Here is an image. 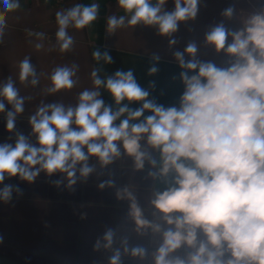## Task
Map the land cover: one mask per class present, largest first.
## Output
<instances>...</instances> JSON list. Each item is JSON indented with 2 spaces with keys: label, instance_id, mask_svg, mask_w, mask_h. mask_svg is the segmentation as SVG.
<instances>
[{
  "label": "clouds",
  "instance_id": "clouds-1",
  "mask_svg": "<svg viewBox=\"0 0 264 264\" xmlns=\"http://www.w3.org/2000/svg\"><path fill=\"white\" fill-rule=\"evenodd\" d=\"M166 2L118 0L123 14L108 16L106 30L114 34L142 24L172 37L180 22L196 18L200 0H174L172 11H166ZM20 7V0H0V37L7 28V14ZM99 11L100 5L93 2L56 12L60 52L73 47L69 28L92 26ZM234 11L228 7L222 15L231 19ZM239 19V30L221 22L205 34L206 45L228 58L227 67L197 59L195 42L173 54L183 69L179 106L165 107L149 99L133 70L102 76V67L93 69L92 87L82 90L74 105L41 103L29 117L31 136L17 131L14 143H0V184L10 177L32 183L41 172L60 173L55 183L66 181L71 189L96 171L90 158L104 168L127 155L135 170L150 164L154 170L148 176L165 186L152 190V219L145 217L132 186L116 191L117 199L129 202L134 231L141 236L150 233L159 241L150 254L144 246L130 247L127 237L114 248L116 233L109 228L94 245L112 251L109 264H121L122 254L141 260L150 255L152 264H264V9ZM35 35L43 39L45 34ZM93 57L98 64L112 63L107 52L96 50ZM77 70L76 64L54 68L47 92L74 88ZM157 70L153 66L149 74ZM18 79L33 86L39 83L30 58L19 62ZM102 89L113 97L115 109L101 98ZM26 99L30 97L20 94L11 76L0 83V113L6 112L9 132L15 130ZM131 102H141V107L133 109ZM6 103L11 110L6 111ZM146 111L151 114L144 116ZM153 151L159 153L158 160ZM114 186L111 179L98 185ZM14 191L21 192L18 186L4 185L0 201H11Z\"/></svg>",
  "mask_w": 264,
  "mask_h": 264
},
{
  "label": "crops",
  "instance_id": "crops-1",
  "mask_svg": "<svg viewBox=\"0 0 264 264\" xmlns=\"http://www.w3.org/2000/svg\"><path fill=\"white\" fill-rule=\"evenodd\" d=\"M98 3L100 11L97 21L84 29L69 28L74 38L71 51L60 52L55 33L58 25L55 14L76 3ZM199 11L194 20L180 22L178 31L172 37L158 34L155 26L137 25L133 28H121L114 34L106 30L107 17L123 14L118 0H29L15 12L7 14V28L0 37V83L8 77L16 82L20 94L26 99L24 112L16 120V128L9 132L6 128V112L0 113V143H14L18 131L31 136L29 117L41 103L60 102L74 105L79 93L92 87L91 72L102 67L101 75H112L117 70H133L139 85L150 93L149 99L156 103L179 106L184 85L180 79V68L174 57L176 51L183 52L190 42L198 47L197 59L211 61L219 67H227V57L217 53L205 43V34L211 27L223 22L230 30H239L240 15H247L264 9V0H200ZM234 8L231 19L222 13ZM166 11L174 10V0H167ZM44 33L40 39L35 34ZM175 39L174 45L169 44ZM43 44L41 49L35 46ZM107 52L112 63L99 64L93 52ZM159 57L155 60L154 57ZM25 57L34 65L39 83H20L18 64ZM186 59H189L186 55ZM78 65L77 84L68 91L49 94L50 75L58 66ZM155 66V74L149 69ZM101 98L106 105L116 107L113 97L101 90ZM133 109L141 107V102H131ZM11 105L6 103V111ZM145 112L144 116L150 115ZM143 118V117H142ZM119 123V121H117ZM33 142L35 140L32 137ZM157 160L159 153L152 152ZM90 163L96 165V171L87 179H80L69 189L66 181L59 186L55 181L61 174L48 176L41 172L37 179L29 183L17 177L6 178V184L18 186L21 192H13L11 201H0V252L23 254L30 261L45 260L56 264H109L111 250L94 248L107 229L115 231L114 248L121 246V239L127 237L129 246H144L149 254L155 250L159 238L150 233L144 236L134 231L135 224L128 217L129 202L119 200L116 191L125 186H132L139 205L146 209L145 217L152 219L149 206L154 187H165L148 176L154 169L146 162L144 169L135 170L133 160L127 155L102 168L95 157ZM113 180L114 187L100 189L98 185L106 180ZM122 251V249H121ZM121 264H152L151 256L145 260L122 254Z\"/></svg>",
  "mask_w": 264,
  "mask_h": 264
},
{
  "label": "trees",
  "instance_id": "trees-1",
  "mask_svg": "<svg viewBox=\"0 0 264 264\" xmlns=\"http://www.w3.org/2000/svg\"><path fill=\"white\" fill-rule=\"evenodd\" d=\"M0 253L7 255V256H10L16 260L22 261V262L27 263V264H56V263H52V262L45 261V260L30 261L23 254H20V253H15V254H6V253H2V252H0Z\"/></svg>",
  "mask_w": 264,
  "mask_h": 264
},
{
  "label": "water",
  "instance_id": "water-1",
  "mask_svg": "<svg viewBox=\"0 0 264 264\" xmlns=\"http://www.w3.org/2000/svg\"><path fill=\"white\" fill-rule=\"evenodd\" d=\"M0 264H27L22 261L16 260L10 256L0 253Z\"/></svg>",
  "mask_w": 264,
  "mask_h": 264
},
{
  "label": "rangeland",
  "instance_id": "rangeland-1",
  "mask_svg": "<svg viewBox=\"0 0 264 264\" xmlns=\"http://www.w3.org/2000/svg\"><path fill=\"white\" fill-rule=\"evenodd\" d=\"M29 0H20V5H23L24 3H26Z\"/></svg>",
  "mask_w": 264,
  "mask_h": 264
}]
</instances>
